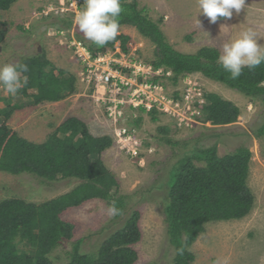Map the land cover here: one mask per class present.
<instances>
[{
  "label": "rangeland",
  "instance_id": "rangeland-1",
  "mask_svg": "<svg viewBox=\"0 0 264 264\" xmlns=\"http://www.w3.org/2000/svg\"><path fill=\"white\" fill-rule=\"evenodd\" d=\"M65 0H17L7 11L0 12V27L5 30L0 43V64H18L24 56L41 53L54 67L76 78L77 90L56 102L44 101L38 105H22L15 109L7 121L19 135L33 142H42L60 123L67 118L83 116L94 135H108L112 141L115 127L109 121L103 123V116L88 95L89 88L79 82L81 65L79 57L67 45L61 43L57 29L67 28L76 39L87 45V40L76 25H67L59 10ZM131 1V0H128ZM138 8L157 21L170 44L178 51L195 53L201 47H214L220 53L222 44L236 36L240 31H254L261 50L264 51V0H245V7L239 13L233 12L231 19L219 18L216 23L198 12L197 0H136ZM83 6V0H82ZM56 7V13L43 15L45 8ZM57 11L59 13H57ZM197 15V16H196ZM196 18L200 21L197 24ZM227 27H224V26ZM56 29V34L53 29ZM129 35L127 54H134L144 62L154 61V46L143 37L136 27L119 25V34L108 49L122 48L119 36ZM189 37V39H188ZM192 80L201 83L203 91L216 93L233 102L239 109L235 122L227 125H213L210 122L199 124L191 130H174L167 116L160 115L157 121L152 114H142L138 124L131 126L144 147H153V153L144 152L143 161H134L125 152L119 151L114 143L102 152L106 167L117 177L122 194H132L126 213L116 219L108 214L109 205L103 199H91L71 208L62 217L74 223L75 229L70 241L51 251L48 256L54 264H66V251L72 243L82 239L80 252L95 251L101 242L123 225L127 214L134 208L140 212V239L132 245L137 254L134 264H173L175 250L170 244L163 208L167 202V188L164 185L170 169L194 146H216L217 154L223 156L238 147L246 146L251 151L247 184L254 201L251 210L238 219L210 221L205 223L204 231L189 245L194 254L191 264H264V136L257 137L256 130L264 123V108L258 99L252 100L237 90L209 79L201 73H190ZM180 77L174 84L165 79V93L179 91L183 85ZM0 94L10 97L2 87ZM13 98V96L11 95ZM1 101L0 107L14 104L16 100ZM208 103V100H207ZM141 112V111H140ZM133 113V112H132ZM135 113H139L135 111ZM129 118L125 124H129ZM159 126H168L169 132L160 131ZM173 138L186 141L197 138L187 146L181 144L172 148L162 140ZM146 144H149L148 146ZM196 165H202L194 162ZM77 179H57L42 182L30 174H12L0 170V202L19 198L29 203L41 204L71 190ZM135 193V194H134ZM127 215V216H126Z\"/></svg>",
  "mask_w": 264,
  "mask_h": 264
},
{
  "label": "trees",
  "instance_id": "trees-1",
  "mask_svg": "<svg viewBox=\"0 0 264 264\" xmlns=\"http://www.w3.org/2000/svg\"><path fill=\"white\" fill-rule=\"evenodd\" d=\"M17 0H0V12L7 11ZM123 12L119 25L136 27L154 46V68L170 71L172 83L190 73L205 77L237 90L252 100L258 99L264 108V63L254 69H242L237 79H232L218 62L220 51L214 47H201L195 53L176 50L168 41L157 21L138 8L136 0H121ZM65 17V16H64ZM67 25H73L65 17ZM0 20V24H2ZM3 25V24H2ZM5 30L0 27V43ZM123 52H127L129 35L119 36ZM189 39V37H188ZM112 42L103 47L91 42L93 54L106 52ZM18 64L28 66L27 84L18 93L0 102L16 100L14 104L0 107V170L12 174L26 173L44 183L57 179H77L79 182L68 192L41 204L29 203L19 198L0 202V264H54L48 254L58 249L73 236L75 225L62 214L91 199L113 202L121 210L116 219L125 215L132 194H122L117 177L106 167L101 155L113 143L108 135H94L86 122L71 116L60 123L42 142H33L9 127L8 119L22 105H38L44 101L56 102L74 94L76 78L67 75L44 59L41 53L24 56ZM154 82L158 78L153 79ZM207 105L203 108L205 122L227 125L236 121L238 107L216 93H206ZM152 120L157 121L155 111ZM142 116L134 120L141 121ZM169 132L168 126H159ZM257 137L264 136V123L256 130ZM162 138L172 148L196 142L197 138L178 141ZM149 145V144H146ZM190 154L181 157L170 169L164 185L167 202L163 208L167 237L175 250L173 264H191L194 254L189 250L204 225L210 221L238 219L252 208L254 197L247 178L251 151L241 146L223 156L217 154L216 146H194ZM194 162L202 165L198 166ZM135 194V193H134ZM126 209V210H125ZM128 215V216H127ZM123 225L105 238L92 252L81 253L79 239L66 251V264H134L137 254L132 248L141 237L140 212L132 209ZM183 250L182 253L179 250Z\"/></svg>",
  "mask_w": 264,
  "mask_h": 264
},
{
  "label": "built area",
  "instance_id": "built-area-1",
  "mask_svg": "<svg viewBox=\"0 0 264 264\" xmlns=\"http://www.w3.org/2000/svg\"><path fill=\"white\" fill-rule=\"evenodd\" d=\"M81 7L82 0H65L59 10L61 13L68 12L75 25L74 16ZM52 11L56 13V7H46L43 15ZM65 17L68 16L65 14ZM56 29H53L54 34ZM57 33L60 42L67 43L79 57L81 71L78 80L90 87L87 95L101 112L103 123L109 121L113 126L123 124L122 127L113 128V143L129 158L143 161L144 152L155 151L152 146L145 148L142 139L132 130L134 126L131 123L144 113L157 111L167 116L174 130H191L200 123H206L202 113L207 105L206 92L201 83L192 80L189 74L182 77L183 85L179 91L169 95L165 93L164 85L165 79L171 75L170 71L162 67L154 68L150 62L123 52L119 44L115 49L93 54L87 44L71 35L69 29L60 27ZM154 78H158V81L154 82ZM128 118L129 124L126 125Z\"/></svg>",
  "mask_w": 264,
  "mask_h": 264
},
{
  "label": "clouds",
  "instance_id": "clouds-1",
  "mask_svg": "<svg viewBox=\"0 0 264 264\" xmlns=\"http://www.w3.org/2000/svg\"><path fill=\"white\" fill-rule=\"evenodd\" d=\"M197 4V13L204 15L209 23H216L219 18L231 19L234 11L239 13L246 5L245 0H197ZM122 12L121 0H83L74 23L87 40L103 47L118 36ZM196 22L200 25L197 18ZM257 41L254 31L246 29L222 44L218 62L232 79L239 78L243 68L251 70L264 63V51ZM28 70L26 64H0V87L15 96L27 84V76L21 79V73ZM108 214L110 217L121 214L115 202L109 206ZM179 251L182 253L183 250Z\"/></svg>",
  "mask_w": 264,
  "mask_h": 264
},
{
  "label": "crops",
  "instance_id": "crops-1",
  "mask_svg": "<svg viewBox=\"0 0 264 264\" xmlns=\"http://www.w3.org/2000/svg\"><path fill=\"white\" fill-rule=\"evenodd\" d=\"M71 95H72V94H71ZM69 96H70V95H69ZM67 97H68V96H67ZM67 97H66V98H67ZM74 116H76V117L80 118L81 120H83L84 122H86V121L84 120V117H83V116H81V117L78 116V115H74ZM86 124H87V122H86ZM87 126H88V124H87ZM88 128H89V126H88ZM90 132H91V131H90Z\"/></svg>",
  "mask_w": 264,
  "mask_h": 264
}]
</instances>
